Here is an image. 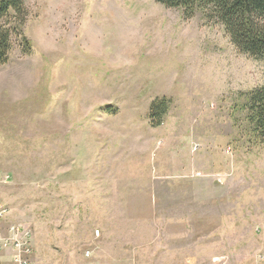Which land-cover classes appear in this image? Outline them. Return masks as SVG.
Listing matches in <instances>:
<instances>
[{
	"label": "rangeland",
	"instance_id": "374dc122",
	"mask_svg": "<svg viewBox=\"0 0 264 264\" xmlns=\"http://www.w3.org/2000/svg\"><path fill=\"white\" fill-rule=\"evenodd\" d=\"M24 6L30 52L11 34L0 64V193L31 264H264V139L244 108L264 58L203 10Z\"/></svg>",
	"mask_w": 264,
	"mask_h": 264
},
{
	"label": "trees",
	"instance_id": "16d2710c",
	"mask_svg": "<svg viewBox=\"0 0 264 264\" xmlns=\"http://www.w3.org/2000/svg\"><path fill=\"white\" fill-rule=\"evenodd\" d=\"M167 7L183 9L186 18L197 10H203L209 21L219 22L236 48L255 58H264V0H155ZM27 11L24 0H0V64L8 59L11 34L21 41L23 53L30 52L29 41L22 35L21 28ZM14 25H10V22ZM170 99L154 98L148 109L153 127L159 126L167 112ZM244 108L247 120L256 138L264 139V85L255 87L245 95ZM108 111L116 109L107 107Z\"/></svg>",
	"mask_w": 264,
	"mask_h": 264
},
{
	"label": "built area",
	"instance_id": "2783aa9c",
	"mask_svg": "<svg viewBox=\"0 0 264 264\" xmlns=\"http://www.w3.org/2000/svg\"><path fill=\"white\" fill-rule=\"evenodd\" d=\"M10 180L9 174L0 172V185L7 184ZM9 213V207L0 193V254L8 252L10 264H31V232L18 223L8 222Z\"/></svg>",
	"mask_w": 264,
	"mask_h": 264
},
{
	"label": "crops",
	"instance_id": "0c3cea01",
	"mask_svg": "<svg viewBox=\"0 0 264 264\" xmlns=\"http://www.w3.org/2000/svg\"><path fill=\"white\" fill-rule=\"evenodd\" d=\"M8 252L0 254L1 264H10Z\"/></svg>",
	"mask_w": 264,
	"mask_h": 264
}]
</instances>
